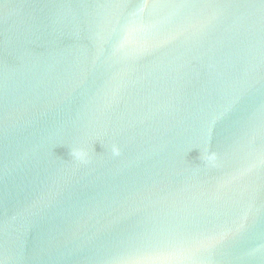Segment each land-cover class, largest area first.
Instances as JSON below:
<instances>
[{"label": "water", "instance_id": "obj_1", "mask_svg": "<svg viewBox=\"0 0 264 264\" xmlns=\"http://www.w3.org/2000/svg\"><path fill=\"white\" fill-rule=\"evenodd\" d=\"M0 264H264V0H0Z\"/></svg>", "mask_w": 264, "mask_h": 264}]
</instances>
